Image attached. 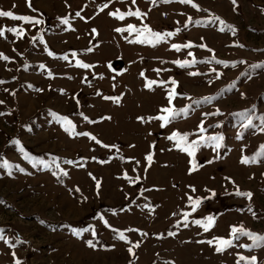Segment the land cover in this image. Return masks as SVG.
Listing matches in <instances>:
<instances>
[{"label": "rangeland", "instance_id": "374dc122", "mask_svg": "<svg viewBox=\"0 0 264 264\" xmlns=\"http://www.w3.org/2000/svg\"><path fill=\"white\" fill-rule=\"evenodd\" d=\"M101 2L102 0H68L71 5L68 8L64 0H32L33 6L44 13L45 24L37 28L26 26L29 31L23 39H17L11 33H6V40L0 38V51L15 58L11 62L0 60V79L7 81L0 85V99L6 102L0 105V111L11 112V115L0 117V157H6L26 169L25 173L14 170L11 177L0 169V200L6 202L0 204V228L11 236L13 242L16 236L25 241L17 244L15 249L0 241V264H13L12 251L17 253V258L24 264H128L132 259L127 252L128 245L114 239V233L103 225L97 213L103 214L114 228H140L148 232L149 235L143 238L136 232L125 233L133 242L143 240L140 247L135 249L138 259L133 264H153L154 260L157 264H163V260L169 258L175 259L176 264H234V254L237 251L245 255H257L259 264H264V247L252 250L232 248L217 254L214 246L196 243L197 240L216 235L227 236L229 225L241 222L253 231L264 233V176L261 175L264 173V158L250 165L240 163L242 145H247L243 154L252 155L264 143V134L254 135V130L249 129L238 140V118L228 115L250 107L253 103L257 105V114L264 112V68L252 72L251 79L242 75L251 71L249 64L264 61V51H253L264 50V13L261 12L264 0H238L237 11H233L231 0H196L202 8H208L211 13L235 25L238 30L236 36H232L227 30L220 32L218 23L189 25L170 38V41L161 42L155 47L129 44L123 39V35L127 33L121 35L114 31L121 24H140L135 17L120 22L107 15L114 7L126 10L130 0H113L109 9L97 14L96 4ZM14 4L16 7L12 8ZM137 5L143 11L151 9L145 22L159 31L173 30L177 26L175 22L179 20L183 23L188 15L194 19L207 15L198 13L177 0L169 4L157 3L155 6L151 0H137ZM0 8L13 10L17 14H34L27 7L26 0H0ZM80 9H83L81 15L94 18L87 22L79 18L70 20L75 31L65 30L66 26L59 25L56 19L58 16L69 13L74 16L75 11ZM19 23L21 22L0 17V26L11 27ZM92 27H96L99 33L94 39L89 35ZM40 28L43 29L42 35L49 49L57 54L55 58L43 50V44L39 40H31V36ZM201 36L204 37L203 41L199 39ZM90 40L97 45L93 52L80 51L90 46ZM188 40L197 44L207 43L215 50L218 58L247 60L248 63L229 66L227 69L213 65L223 75L214 80L212 85H208V75L190 77L187 74L188 71L197 69L207 74L208 65L197 64L193 68L181 69L170 63L173 59H191L187 57L189 49L177 52L170 48V43H186ZM233 40L243 43L245 47H230ZM13 48L16 52L12 51ZM70 50L78 51V58L94 63L96 67L88 70L75 67V58H71ZM191 50L198 60L212 55L207 49L196 47ZM65 53L69 54V61L60 59ZM157 58L167 62L161 64ZM109 61L118 69H126L117 76L115 89L112 88L110 79L115 73L107 67ZM41 63L46 66L45 69L39 68ZM158 67L170 71L161 72L158 77L153 71ZM49 69L55 74L52 78L47 76ZM141 70H145L146 76L151 79L174 76L180 81L178 91L188 93L193 101L205 95H213L216 99L212 103L193 104V110L187 118L179 117L163 129L155 120L142 123L136 117L156 114L159 106L166 103V99L162 86L154 85L153 90L143 87L144 80L139 76ZM93 73H103L104 78L100 79ZM84 74L88 75L91 86L83 82ZM12 76L17 79L12 80ZM233 82L235 87H231ZM29 83L34 88H29ZM48 85L52 88L49 89ZM5 87L14 89L16 95L4 92ZM35 88H44L45 91L38 93ZM58 89H64V93L61 94ZM96 90L102 95L97 96ZM240 92L247 94L245 99H241ZM120 93L124 95L119 104L102 98ZM74 96L79 99V105L73 99ZM173 103L179 108L190 101L177 97ZM216 106L225 115L208 118L206 125L215 124L216 120L223 121L220 128H210L209 132H223L226 137L225 147L220 152V158L213 164H205L199 171L189 175L186 171L189 158L180 150L172 148L171 142L164 137L172 129L192 130L199 122L201 112L214 110ZM49 109L68 115L76 124L77 131H90L106 143L119 144V155L126 159L121 161L119 155H113L115 150L110 152L87 137H69L52 119ZM80 112L98 122L90 124L84 121ZM100 116H111V120L99 121ZM149 131L152 135H148ZM13 138L20 139L26 150L33 155L51 152L60 155L62 159L96 156L98 160L88 159L84 168L66 166L69 176L64 177V183L61 184L51 175L50 170L33 168L23 160L16 145L9 143ZM153 140L156 141L154 163L147 173V179L135 185L128 184L122 178L123 171L127 170L133 176L137 173L144 175L143 158L150 150ZM129 144H134L135 147L129 148ZM160 149L165 150L161 152ZM214 155L211 148L205 147L198 151L197 159L203 163ZM109 156L112 157L109 163L98 162L99 159L108 160ZM127 157L141 160L137 172L133 171L135 162ZM89 171L102 182L98 197L95 195V182L87 175ZM225 176H232L241 190H251L254 193L253 206L259 219H254L247 212L246 198L229 194L233 188L224 180ZM250 176L253 178L249 179ZM174 184L178 186L173 187ZM188 184L196 186V195L207 196L205 186L216 191L214 198L204 201L197 212L192 214L194 218L208 213L217 214L215 227L207 233L191 223L188 228L173 227L178 217L171 213L186 208L183 197L184 192L188 191ZM153 185L156 187L152 188ZM76 186L87 197L86 201H81V193L68 191V188L74 189ZM141 187L151 188L144 192V196L156 206L153 212L142 207L145 200L139 195ZM122 208L124 211H121ZM241 208L244 209L243 212L238 211ZM110 209H115V213ZM42 220L45 223H41ZM89 224L95 226L101 244H115L116 247L111 250L100 247L93 250L83 243V239L90 238V233L76 238L67 227H87ZM168 230L177 231V235L167 236ZM160 232L165 233L163 239L154 235ZM189 240L191 242H185ZM239 243L251 241L241 237ZM156 253L160 254L159 258Z\"/></svg>", "mask_w": 264, "mask_h": 264}, {"label": "snow or ice", "instance_id": "6c2138e0", "mask_svg": "<svg viewBox=\"0 0 264 264\" xmlns=\"http://www.w3.org/2000/svg\"><path fill=\"white\" fill-rule=\"evenodd\" d=\"M123 2V0H121ZM173 0H151V3L153 6H155L157 3H164L169 4L172 3ZM178 3L190 6L192 9L196 10V12H203L207 15L202 16L200 18L194 19L193 16L188 15L187 18L181 23V21L177 20L176 27L173 30H154L148 23L145 21L147 20L149 16V11H143L141 8L137 5V0H130V5L126 8V10H121L118 7H114L112 10H109L107 12V15L111 18L116 19L117 21L123 22L126 20V18L135 17L140 21V24L137 25L135 23H126L121 24L119 26H116L114 28V31L118 34L123 35L124 33H127V35H123V39L127 41L129 44H140V45H150V46H157L161 42H168L170 41V38L176 36L179 32H181L182 28L186 29L189 27V25H208V24H217L219 25V31L225 32L230 31L232 36H236L237 34V28L235 25L227 23L223 18H221L219 15H216L215 13H211L208 8H202L199 3L196 2V0H177ZM65 5L70 8L71 5L68 4V0H64ZM27 7L30 9L31 13L34 14H17L13 10H4L0 8V17L2 18H8L13 21H19L21 23L15 25V26H0V38L7 39L6 33H11L15 38L17 39H23L28 34V27L31 28H37L38 26H42L45 24V18L44 13L41 12L39 9L35 8L33 6L32 0H26ZM231 4L233 6V11L238 10V0H231ZM113 5V0H102L101 3L96 4V8L98 9L97 14L99 12H103L105 9H109V6ZM16 5L14 4L12 8H15ZM83 9L75 11V15L72 16L71 13L58 16L56 19L59 23V25L66 26V29H71L72 31H75L76 29L73 28L72 23L70 20H74L76 18H79L82 21L87 22L88 20L93 19L92 16H83L81 15V12ZM261 12L264 13V8H261ZM166 15V13H165ZM180 15H184V13H180ZM43 29L40 28L38 32L35 35L31 36L32 41L39 40L40 43L43 44V50L47 52V54L50 57H56V53L49 49L47 42L44 40V37L42 35ZM89 35L94 39L96 36L99 35L98 29L96 27H92L90 29ZM200 41L204 40V37L201 36ZM89 45L85 47L84 49L80 50L85 53H91L93 52L94 48L97 46L96 44L92 43V40L89 41ZM230 47H238L243 49L245 45L243 43H240L237 40H233ZM200 48V49H207L209 53H212L211 56H206L201 60H198L195 53L191 50L193 48ZM170 48L176 50L179 52L181 49H189L187 52V57H191V59L184 58V59H173L170 61L171 64L181 68H193L197 64H205L208 65V73L201 72L199 69L195 71H188V75L190 77H197V76H205L208 75L207 84L212 85L213 81L216 79H220V77L223 75V72L216 66H223V68L227 69L229 66L235 67L237 64H247V60H235V59H221L218 58L215 54V50L207 45V43H195L191 40H188L186 43H170ZM13 52H16V49H12ZM253 51H264L260 49H253ZM71 52V58H75V67L79 69H94L96 65L94 63L86 62L83 59L78 58L79 53L76 50H70ZM19 55H23V53H18ZM15 58L12 56H9L5 54L3 51H0V60L5 62H11ZM60 59L64 61H69L70 56L68 53L63 54ZM141 59H143L141 57ZM161 64L166 63L167 61L162 60L160 58H157ZM216 65V66H213ZM23 67H27L28 65H22ZM107 67L115 73L110 77L112 81V88L115 89L117 87L116 80L117 76L119 74H122V72L126 71V69H118L116 68L111 61L107 63ZM250 72L243 73L242 75H245L248 77V79L252 78V72H254L256 69L264 68V61H260L255 64H249L248 65ZM39 68L45 69L46 66L41 63L39 65ZM8 71H11V69H7ZM153 71L156 73V75L159 77L161 72L170 71V69L165 68H155ZM210 74V75H209ZM55 74L52 70H47V76L49 78H52ZM95 76H99L100 79L104 78L103 73H93ZM139 76L143 78L144 83L143 87L148 90H153V86H162L164 93H165V99L166 103L159 106V109L156 114L154 115H148L147 117L141 115L137 116L136 119L142 123H147L150 121H158L159 127L161 129L169 126L173 121H175L179 117L187 118L190 114V112L193 110V104L200 105L202 103H212L216 97L213 95H205L200 97L199 99L192 100V97L182 91H178L180 88V81L177 80L174 76H169L167 79H151L145 74V70H141L139 72ZM70 79L72 77H69ZM12 80H16V76H12ZM83 82L89 84L91 86V81L88 79V75L84 74L83 76ZM7 81L0 79V85L6 84ZM29 88H34V85L31 83L28 84ZM231 87H235V82L231 85ZM48 88L51 89L52 86L48 85ZM4 92L9 93L12 96L16 95V91L14 89L10 90L9 88L5 87L3 89ZM35 91L38 93H43L45 91L44 88H35ZM58 91L63 94L64 89H58ZM95 94L97 96H101L102 93L99 90H96ZM124 93H120L119 95H105L102 98L106 101H114L115 103L119 104L121 102V98L123 97ZM241 99L246 98L245 92L239 93ZM177 97H184L190 101V103L185 104L183 107H176L173 103V101ZM75 99L76 104L79 105L80 101L75 96L73 97ZM6 102L3 99H0V105H4ZM49 114L52 117L54 121H56L62 128L65 133L69 137H87L89 140L94 141L96 145L102 146L104 149L109 150L110 152L112 150H115V153L113 155H119L120 153V145L116 143H106L103 140L99 139L97 135L93 134L90 131H77L76 124L73 122L72 119L69 118L68 115L60 114L57 111L49 109ZM11 115L10 111H0V117ZM225 113L221 110L219 106L214 107V110L211 111H203L201 112V118L199 119V122L195 125V127L192 130H185L181 131L179 129H172L164 138L171 142L172 148L180 150L182 153H185L187 157L189 158L187 163V174L191 175L197 171H199L202 167H204L205 164L211 165L215 162V160L220 158V152L225 147V135L223 132L215 131V132H209L210 128H220L223 125L222 120H216L215 124H207L206 121L208 118H215V117H221L224 116ZM228 115L235 116L238 118L239 121V131L236 132V138L242 139L244 136L245 130L252 129L253 134L261 133L264 134V112L257 114V105L253 103L250 107H245L241 110L231 112ZM80 116L83 118L84 121H87L90 124H95L98 121L90 119L88 115H85L83 112H80ZM111 120V116H100L99 121L103 120ZM254 121H258V123H254ZM148 135H152V133L149 131ZM9 143L16 145L18 152L22 155L23 160L27 161L33 168H43L50 170L51 175L56 177L61 184L64 183V177L69 176V170L66 166H74L76 168H84L86 167V161L88 159H91L93 161H97L98 158L96 156L92 157H86V156H80L78 158H63L60 155L52 154L51 152L45 153L44 155H33L29 151L26 150L24 145L22 144L21 140L18 138H13L9 141ZM129 148H134V144H129ZM155 147H156V141L153 140L150 144V150L147 151L144 155V165H143V173L144 175H140L137 173L136 175H129L128 171L125 170L122 173V178L125 179L128 184L135 185L141 180L147 179V173L154 163V154H155ZM211 148V150L215 153L214 156L211 158L205 160L203 163H201L197 159V153L202 148ZM247 148V145H242L241 152L242 155L240 157V163L242 165H250L254 163H258L261 161V158H264V143H261L259 147L256 149V151L252 155H246L243 154L244 149ZM165 149H160L161 152H163ZM171 150V149H169ZM112 157L109 156L108 160L99 159L100 164L109 163L111 161ZM119 159L121 161L125 160V156L119 155ZM128 160H132L135 162L136 167L133 168L134 172H137V169L139 166H141V160L136 159L135 157H127ZM85 162V163H81ZM0 169H3L8 176H13L14 170L19 171L20 173H25L26 169L25 167H22L18 163L11 162L6 157H0ZM87 175L91 177V179L95 182V195L98 197L100 195V190L102 188V182L100 179H97L95 175H93L92 172H88ZM255 174L253 173V176ZM262 176H264V173H261ZM253 176H250L249 179H252ZM224 180L232 185L233 191L231 194H234L237 197L246 198L247 203V212L251 213L252 217L254 219H259L257 212L254 210L253 206V196L254 193L251 190H241L240 186L236 183L235 179L232 176H225ZM178 185L174 184L173 187H177ZM156 186L153 185L152 188H155ZM188 191L184 192V199L186 208H180L178 211L171 213L172 216L178 217L175 220V224L173 225L174 228L179 229L181 226L183 228H188L190 223L199 226L203 232L207 233L209 232L213 227H215L216 220H217V214L208 213L200 218H194L193 213L197 212V210L202 206L204 201L212 199L216 196V191L213 188H208L205 186V191L208 193L207 196H201L196 195L197 188L194 184H188L187 186ZM151 188H144L141 187L139 190V195L144 198L145 203L142 205V207L147 208L150 212H153L155 209V205H153L151 202H149V198L144 196L145 191H150ZM69 192H75V193H81V189L79 186H76L73 188H68ZM87 197L84 196L81 193V201H86ZM5 201L0 200V204H5ZM140 206V205H138ZM109 211H112L115 213V209H110ZM121 211H124L122 208ZM238 211L243 212L244 209H238ZM97 217L100 221L103 222V225L109 229L112 230L114 233V239H117L119 241L125 242L127 247V252L132 257L128 261V264H133V261L135 259H138L135 253V249L139 248L141 243H143V240H137L135 242L131 241L129 239V236H127L126 232H136L139 233L140 237H147L149 234L148 232L140 229V228H126L124 230H121L119 228H114L111 224H109L108 220L105 219L103 214L97 213ZM41 223H45V221H41ZM72 236L76 238H81L84 236L85 233H90V238L83 239V243L95 250L98 247L103 248L105 250H111L116 247L115 244H101L99 242V239L97 237V231L94 225L89 224L87 227H72L71 225L67 226ZM229 233L227 236H212L211 238H204L197 240L196 243L204 244L207 243L210 247L214 246V251L217 254H222L226 252L229 249L232 248H238V249H247L252 250L260 247H264V233H259L257 231H253L246 227L242 222L239 224H230L229 225ZM158 239H163L165 233H155L154 234ZM177 235V231L168 230L167 236L174 237ZM199 235V233H198ZM241 237H246L251 243H239ZM0 241H3L4 244L8 245V247L15 249L17 247V244L25 243V241L21 240L19 236L15 237V242L12 241L11 236L5 233L3 228H0ZM185 242H191L185 241ZM13 257V264H24V262L17 258V253L15 251H12L11 253ZM157 258H159L160 254H155ZM153 264H157V261H153ZM163 264H176L175 259H166L163 260ZM234 264H259L257 255H245L240 251L235 252L234 254Z\"/></svg>", "mask_w": 264, "mask_h": 264}]
</instances>
